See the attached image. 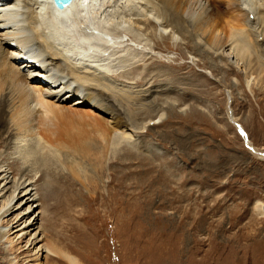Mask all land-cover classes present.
I'll return each mask as SVG.
<instances>
[{"label":"rangeland","instance_id":"374dc122","mask_svg":"<svg viewBox=\"0 0 264 264\" xmlns=\"http://www.w3.org/2000/svg\"><path fill=\"white\" fill-rule=\"evenodd\" d=\"M194 6L183 26L169 24L174 39L152 37L151 55L126 51L132 60L109 67L131 90L96 94L109 114L72 105L75 97L46 114L34 98L21 115L34 134L1 127L0 166L13 167L11 179H38L31 188L50 206L35 201L37 225L50 232L37 246L55 251L36 257L17 231L10 246L0 240V264H264V52L250 37L239 58L220 47L245 26L232 9ZM3 91L9 117L17 98ZM98 130L110 136L103 144L92 140ZM54 140L81 149L59 153Z\"/></svg>","mask_w":264,"mask_h":264},{"label":"bare ground","instance_id":"6f19581e","mask_svg":"<svg viewBox=\"0 0 264 264\" xmlns=\"http://www.w3.org/2000/svg\"><path fill=\"white\" fill-rule=\"evenodd\" d=\"M202 1L205 11L211 8V5L215 8L223 6L224 9H232L240 19L238 21L245 26V28L242 27L243 30L236 29L229 32L219 44L220 47L229 49L233 52L231 54L239 58L240 52L248 48V37H250L252 45L260 52H264V0H221L220 4L215 3L218 0L212 3H209L210 0H70L62 7L56 6L53 0H0V92L8 84V88H5L6 91L4 90L3 93L16 96L18 103V107L12 115H8L9 117L4 116L3 111L0 110V130H2L1 127L4 130V127H7L5 131L8 130L11 133V127L18 138L21 133L26 136L34 134V125L27 126L30 115L26 117L25 112L23 114L25 119L21 116L24 113L22 105L25 100H28L26 103L28 111L34 110V107L31 108L30 101L34 98L45 108L46 114L50 112L53 114L57 110L64 109V104L74 97L71 103L74 106L87 105L88 109L94 112L109 114L111 108L107 109L98 100L96 94L105 90L110 95V92L118 90L123 94L126 93L128 98L130 97L128 94L131 91L128 89L130 87L124 86L111 76L121 73V70L116 72L118 64L133 59L126 57V51L139 52L143 55L142 58L151 55L152 37L163 39L164 35H168L170 39H174L175 36L169 29V24L177 22L183 26L182 19L192 17L194 14L192 7ZM168 10L172 12L170 18L166 16L165 11ZM205 11L202 14H205ZM122 52L126 53L122 54ZM221 54L225 53L221 51ZM111 65H117L116 71L109 70ZM131 94L134 96L136 93L132 91ZM2 103L0 96V106ZM113 121L116 126L121 122L117 115ZM156 122L155 120L146 121L140 127ZM95 134L92 140L99 137L100 143L110 137H106V133L101 130L96 131ZM83 136L86 135L83 134ZM72 138L81 140L76 136ZM68 139L71 137L69 136ZM54 142L55 146L51 143L49 145L59 153L62 149L67 152V148L74 150L75 145L81 149L78 141L71 148L64 143L61 145L55 140ZM68 143L71 144L67 141ZM84 148L92 149L89 145ZM11 168L13 169V167H7L6 170L0 166V220L6 221L0 228L2 233L0 240L4 247L10 246L14 242V237L9 235L23 231L20 235H14L17 237L15 240H22L28 235L27 248L34 247L36 257L42 254L43 250L54 254L55 250L46 247L43 243L37 246L46 234H42L44 228L37 225L38 213L36 215L35 210L38 204H35V201L39 200L44 206H50L48 197L42 195L38 198L36 196L38 188H31L38 179L23 181L11 179L8 172ZM12 169L11 173L14 172ZM65 169L68 175L70 172L78 176L69 164L65 166ZM16 211L17 213H14ZM9 215L11 217L6 218ZM44 216L45 221L49 223L51 217L45 214ZM45 230L46 233L50 232ZM65 256L69 255L65 254Z\"/></svg>","mask_w":264,"mask_h":264},{"label":"water","instance_id":"95a60500","mask_svg":"<svg viewBox=\"0 0 264 264\" xmlns=\"http://www.w3.org/2000/svg\"><path fill=\"white\" fill-rule=\"evenodd\" d=\"M54 3L56 4V6L58 7H62L64 6L66 3H68L70 0H53Z\"/></svg>","mask_w":264,"mask_h":264}]
</instances>
